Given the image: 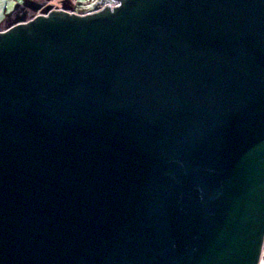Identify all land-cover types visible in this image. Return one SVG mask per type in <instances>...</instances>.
<instances>
[{
    "label": "water",
    "instance_id": "obj_1",
    "mask_svg": "<svg viewBox=\"0 0 264 264\" xmlns=\"http://www.w3.org/2000/svg\"><path fill=\"white\" fill-rule=\"evenodd\" d=\"M114 1L0 31V264H260L264 0Z\"/></svg>",
    "mask_w": 264,
    "mask_h": 264
},
{
    "label": "rangeland",
    "instance_id": "obj_2",
    "mask_svg": "<svg viewBox=\"0 0 264 264\" xmlns=\"http://www.w3.org/2000/svg\"><path fill=\"white\" fill-rule=\"evenodd\" d=\"M27 1L28 0L26 1L18 0L16 1V3L19 5L20 3H23V2L25 3ZM31 1L45 2V3L46 1H49V3L54 5L55 8H60L65 4L71 11L76 10L77 12H85L82 14H86L90 12L91 10L95 9L96 7L102 5L105 0H31ZM34 13H31V14H34ZM30 17L32 18L31 15ZM260 264H264V249H263V255H262Z\"/></svg>",
    "mask_w": 264,
    "mask_h": 264
},
{
    "label": "crops",
    "instance_id": "obj_3",
    "mask_svg": "<svg viewBox=\"0 0 264 264\" xmlns=\"http://www.w3.org/2000/svg\"><path fill=\"white\" fill-rule=\"evenodd\" d=\"M16 1L18 0H0V31L7 29L13 23L14 17L17 13H20L26 3L32 2L28 0L18 5ZM74 12L80 14L85 13L77 12L76 10H74Z\"/></svg>",
    "mask_w": 264,
    "mask_h": 264
},
{
    "label": "flooded vegetation",
    "instance_id": "obj_4",
    "mask_svg": "<svg viewBox=\"0 0 264 264\" xmlns=\"http://www.w3.org/2000/svg\"><path fill=\"white\" fill-rule=\"evenodd\" d=\"M115 3L116 2L113 1V0H105L103 2V4L100 5V6H103V5H106V4H115ZM45 4H50V3H49V1H46ZM24 11H27L29 17H30V15L33 16L36 13V12L34 13V11L29 6H26V7L23 6V8L21 9L20 13H17L16 15H21ZM31 13H34V14H31Z\"/></svg>",
    "mask_w": 264,
    "mask_h": 264
},
{
    "label": "trees",
    "instance_id": "obj_5",
    "mask_svg": "<svg viewBox=\"0 0 264 264\" xmlns=\"http://www.w3.org/2000/svg\"><path fill=\"white\" fill-rule=\"evenodd\" d=\"M66 4H67V3H66ZM35 14H37V13H35ZM35 14H34V15H35ZM34 15H33V16H34Z\"/></svg>",
    "mask_w": 264,
    "mask_h": 264
},
{
    "label": "clouds",
    "instance_id": "obj_6",
    "mask_svg": "<svg viewBox=\"0 0 264 264\" xmlns=\"http://www.w3.org/2000/svg\"><path fill=\"white\" fill-rule=\"evenodd\" d=\"M35 16V15H34ZM34 16H32V17H34ZM31 18V17H30Z\"/></svg>",
    "mask_w": 264,
    "mask_h": 264
},
{
    "label": "built area",
    "instance_id": "obj_7",
    "mask_svg": "<svg viewBox=\"0 0 264 264\" xmlns=\"http://www.w3.org/2000/svg\"><path fill=\"white\" fill-rule=\"evenodd\" d=\"M36 15V14H35Z\"/></svg>",
    "mask_w": 264,
    "mask_h": 264
}]
</instances>
